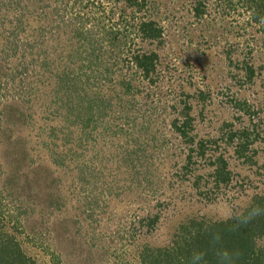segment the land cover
Returning a JSON list of instances; mask_svg holds the SVG:
<instances>
[{"label": "rangeland", "instance_id": "374dc122", "mask_svg": "<svg viewBox=\"0 0 264 264\" xmlns=\"http://www.w3.org/2000/svg\"><path fill=\"white\" fill-rule=\"evenodd\" d=\"M15 1L21 13H0V74H7L0 109L14 101L24 112L20 125L7 124V134L11 141L20 138L24 147L20 159L27 162L35 187L51 191L62 203L57 208L32 207L44 199L26 204L38 211L40 219L25 227L31 218L22 214L23 203L11 200L10 191L1 195L0 174L4 230L17 237L35 264H56V257L58 264H119L121 259L136 264L141 246H166L187 219L200 215L224 219L241 212L254 194H264V25H245L250 12L239 0H207L206 14L198 22L190 14L196 0H145L148 7L135 21L156 22L164 43L135 39L114 52L101 39L110 29L120 31L114 27L115 7L123 9L122 0ZM78 31L88 43L76 36ZM90 41L94 51L87 47ZM136 48L158 53L162 71L153 84L132 67L118 70L123 65L120 59ZM110 54L114 59L107 60ZM109 65L113 73L106 75L104 67ZM247 66L255 71L252 80L246 77ZM121 81L132 86L127 96L118 87ZM108 86L116 88L124 109L112 108L113 116L85 134L80 127H69L64 99L92 89L104 95ZM198 91L208 95L205 101L197 100ZM234 101H245L253 117L238 111ZM186 102L195 140L216 144L204 159L192 154L191 173L183 180L189 152L170 125L177 117L183 119L178 113ZM1 115L0 126L9 119ZM225 123H232L233 130L247 129L252 134L249 141L259 137L247 147L245 157L236 152L241 150L238 139L226 142ZM2 135L0 164L7 147ZM211 154L227 160L231 171L227 185L216 188L208 176L213 172ZM197 176L202 178L198 188L193 186ZM157 214L156 227L148 229L146 221L141 225L142 219Z\"/></svg>", "mask_w": 264, "mask_h": 264}, {"label": "trees", "instance_id": "16d2710c", "mask_svg": "<svg viewBox=\"0 0 264 264\" xmlns=\"http://www.w3.org/2000/svg\"><path fill=\"white\" fill-rule=\"evenodd\" d=\"M3 1L5 3H1L0 1V13L6 11V14L11 16H14L15 13H21L20 3L18 1ZM119 1L120 0H115V3L118 4ZM122 2L123 9H121L119 5H117V9L115 7L118 21L114 23V27L121 28L120 31L117 30L116 32H113L112 29H110V31L105 32L101 41H108V47L113 52L114 50L123 51L127 46H130L135 39L151 44H163L165 41L163 38V31L156 22L150 20L135 21L137 13L142 12L148 7L146 1L122 0ZM239 3L247 12H250L249 20L243 21L245 25H264V0H239ZM206 7L207 0H196L190 12L191 17L197 22L201 21L206 14ZM104 10L110 16L111 14H114L111 10ZM14 18L16 21L17 19L20 20L19 16ZM20 24L21 22L19 25ZM16 30H19V28H16L15 31ZM240 30L245 31V28L239 27V31ZM236 34L239 35V32H236ZM76 36L80 39L85 37L82 42L88 43V38L83 35L82 31H78ZM14 37H18V32L14 33ZM90 43L91 41L87 47H92L94 51L95 43ZM82 45L78 46H80L81 50L83 49V51L87 53L86 47H82ZM91 52L88 54L89 56H92ZM97 56L95 60L101 62ZM111 59H114L112 54L109 55L107 60ZM120 62L123 65L118 68L119 71H122L123 68H125L124 71H126L132 67L136 71L135 74L139 75L142 80L148 81L151 84L154 83L158 78L159 72L162 71L158 70V53L152 49L139 51V49L136 48L133 53H130V56L126 55L125 58H121ZM111 68L110 65L109 67L105 66L104 73H106V75L107 73H113V69ZM245 71L248 80H252L255 73L254 69L251 66H247ZM118 73L121 74V72ZM6 75L7 74L4 73L0 74V98L2 97V85L4 78L7 77ZM110 80L111 79H109V81ZM88 81H90V79H88ZM118 85L120 90L124 92V95L126 96L128 94L127 92L132 89L130 82L121 81ZM65 86L69 87L67 81ZM60 90L59 92H61ZM105 91L106 93L104 95L92 89L89 90V92L80 91V94L76 95L72 93L67 96L64 99V101L68 102V112H66V116L68 118L71 117L68 119V126L70 127L71 124L80 127L85 134L88 129H97L98 125H100V120L102 121L107 117L113 116L112 111L114 109L112 108L116 107L118 110L124 109L123 101L121 105V98L118 97L116 88L110 89V86H108ZM207 96L208 95H205L200 91H198V94L196 95L197 100L201 101H205ZM187 97L188 95L185 96V98ZM183 104V109L178 113L180 118L183 119L181 120L177 117L171 122L170 126L172 132L176 133L188 148L189 153L187 154L185 164L182 166V169H185L186 172L183 175V180H185L187 176L186 174L191 173L189 166L193 164L191 161L193 155L196 159H204L205 156L208 155V151H212L210 146L212 144L215 145L216 143L213 140H195L196 136H193L191 133L193 126V120L189 115L191 106L188 105L187 102ZM94 107L95 109H93ZM234 107L237 108L238 111L248 114L249 118H252L254 115L253 113L251 115V112L246 109L245 101L238 103L234 101ZM0 114H2L1 116H8L7 118H9L2 126H0V132L3 134L2 143L5 140L7 145L3 154L4 163L0 164V174L3 176L2 192L4 193V195H1L5 197L6 192L10 191L9 194L11 200L16 203H23L20 205L22 214L28 215V217L31 218V220L26 221L25 227L29 223H31L33 227L40 219V214L38 215L37 210L30 209L26 204L36 202V199H44V203H35L32 207L35 208L42 205L47 208L49 206L57 208L58 206H61L62 203L60 198L57 195H54L51 191L46 190L47 192H44L39 185L38 189L35 187L33 180L34 177L28 171L29 166L27 165V162L20 159V157L23 158L21 153L24 150L20 138L11 141L12 135L7 134V124H15V121H18V124L20 125L25 118L24 112L17 107L14 101H11L10 106H7L3 111L0 109ZM109 124L104 125V130L107 131V133L111 130V125ZM223 127L226 129L225 132H227V143H231L235 139L240 141L239 145L241 146V150L239 149L236 151L239 157H245L244 153L247 151V147L255 140L259 139L258 136H255L256 139L249 141L252 134L249 133L247 129L233 130L232 123H225ZM55 132L56 131H53L52 136ZM62 132L66 135L65 130ZM224 136L225 135L223 134L222 138H224ZM79 140L81 141L80 138ZM67 144L68 142L64 141L63 146L66 147ZM13 153L18 154L19 158L15 157ZM211 159H213V161H209V164L210 166H213V172L208 176L213 179L212 182L214 186L217 188L220 184L227 185L231 180V171L228 169L227 160L222 154L218 156L211 154ZM211 159L209 158L208 160ZM246 159L248 161L251 160L249 157H246ZM200 177L201 176L195 177L196 181L193 183L194 187L198 188V181L202 179H200ZM1 201L2 200H0V203ZM1 208H3V206L0 204V210ZM253 208H259L261 210L260 214L253 217L247 223H241L238 218H241L242 215L247 216ZM4 219V216L0 217V264H35V262L25 254L20 242L17 241V237L15 235L10 236L9 233L4 230ZM140 222L141 225L145 222V226L148 229H153L159 222V216L158 214L153 215L145 220L142 219ZM13 229L16 230L15 227H13ZM21 230L22 229L19 228L17 232L22 233ZM56 258V264H58V257ZM119 264L128 263L121 259ZM136 264H264V194H254L250 198L247 206L244 207L241 212L224 219H207L203 215L197 216V218L193 217L187 219L185 223H182L178 227L177 232L166 246H141L136 256Z\"/></svg>", "mask_w": 264, "mask_h": 264}, {"label": "clouds", "instance_id": "9594fccd", "mask_svg": "<svg viewBox=\"0 0 264 264\" xmlns=\"http://www.w3.org/2000/svg\"><path fill=\"white\" fill-rule=\"evenodd\" d=\"M261 212V210L259 208H253L247 216H243L241 218H238L240 219V222L241 223H247L249 220H251L253 217L259 215Z\"/></svg>", "mask_w": 264, "mask_h": 264}]
</instances>
